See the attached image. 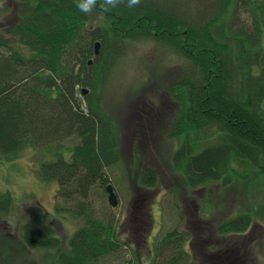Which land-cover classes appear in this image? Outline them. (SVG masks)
I'll return each instance as SVG.
<instances>
[{"label":"trees","instance_id":"trees-1","mask_svg":"<svg viewBox=\"0 0 264 264\" xmlns=\"http://www.w3.org/2000/svg\"><path fill=\"white\" fill-rule=\"evenodd\" d=\"M12 2L13 25L0 27V150L8 158L32 146L53 153L56 159L42 162L38 175L58 182L56 210L80 220L64 240L45 207L31 206L17 227L19 256L37 252L41 264H106L127 245L123 264H142L137 250L119 237L120 218L109 207L99 216L88 200L94 185L106 190L112 182L107 171L121 162L114 134L121 132L101 91L124 42L142 39L160 44L179 65L161 96L165 119L152 126L160 98L137 107L142 124L134 129L135 144L141 147L147 131L155 138L158 127L164 134L155 144L180 143L169 161L178 179L175 192L201 187L207 200L216 197L214 184L243 192L238 215L216 228L222 244L210 246L202 260L187 248L190 241L191 249L203 243L199 233L188 241L189 232L175 226L150 248V264H245L234 245L250 260L243 237L264 234L254 230L264 226V0H141L132 8H97L91 17L76 0ZM93 20L100 25L94 30L86 27ZM82 88L90 90L83 98ZM69 139L76 140L66 147ZM140 176L134 173L146 193L159 185V173L149 165ZM14 202L10 191L0 193V218ZM7 238L0 233V264L16 256L9 252L15 242L8 239L7 246ZM141 242L140 249L143 237Z\"/></svg>","mask_w":264,"mask_h":264},{"label":"rangeland","instance_id":"rangeland-1","mask_svg":"<svg viewBox=\"0 0 264 264\" xmlns=\"http://www.w3.org/2000/svg\"><path fill=\"white\" fill-rule=\"evenodd\" d=\"M14 20L15 5L12 0H0V27L7 30L13 25ZM121 51L101 91L106 107L111 111L121 132L119 134L115 129L114 133L116 138H119L117 143L121 162L107 171L118 194L119 206L113 208L110 205L107 190L99 184L91 188L88 200L99 216L109 213L112 209L116 217L120 218L119 237L137 250L142 264H150L152 257L150 248L162 234L175 226L189 232L188 241L193 235L197 238L199 233L203 243L198 248L195 244L192 249V241L187 245L198 262L204 258L203 253H208L210 246L222 244L220 242L222 237L215 234L216 228L222 221L238 215L242 188H230L224 192L221 185L214 184L213 191L216 192V197L210 200H207L206 189L201 187L195 191L184 189L182 193L173 191L179 190V185H176L178 179L169 171V161L172 151L176 152L180 143L176 145L174 142L167 143V146L162 143L155 144L153 139H158L164 134L158 127L155 138L152 132L147 131L139 148L135 144L134 129L137 124H142L138 120L136 109L146 100L151 103L156 102L158 98L162 100L161 105L157 107L158 116L152 126L168 115V109L161 96L166 85L172 82L170 81L172 78L168 79L170 71L177 70L179 61L169 55L160 44L149 40L128 39ZM85 96L83 93L80 95L82 98ZM74 140L76 139L67 140L65 146L73 145ZM69 154L70 152L66 153L67 159L70 158ZM55 159L53 153H45L44 150L33 146L22 150L13 158L6 157L0 150V193L10 191L15 201L13 211L7 217L0 218V233H5L6 238L7 233H11L5 244L8 246V239L15 242L12 247L9 246V252L16 255L12 261L6 257L10 261L9 264H41L42 258L37 252L19 256L21 251L17 244V227L31 206L40 203L45 207L64 240L70 238L80 225V220L72 213L62 214L56 210L58 182L44 181L38 175L37 169L42 162ZM148 165L159 173V185L146 193L143 188H138L140 185L137 182ZM135 172L138 179L134 177ZM106 207L110 209H105ZM211 207H215L214 210ZM244 207L246 208V204ZM201 225L207 229L202 228L200 234ZM254 228L262 231L261 233L264 232V226ZM141 237L145 242L140 249ZM243 238H247L244 249H249L252 257L247 260L242 252H238V248L243 249L241 245H234L235 249L231 247L234 254L243 256L245 264H249L250 261H253V264H264V234H256L251 240L250 233H247ZM123 248L125 249L123 254L116 253L106 261V264H123L127 245ZM4 251L3 245H0V260ZM126 255H131V252ZM214 263L227 264L225 259L216 260Z\"/></svg>","mask_w":264,"mask_h":264},{"label":"clouds","instance_id":"clouds-1","mask_svg":"<svg viewBox=\"0 0 264 264\" xmlns=\"http://www.w3.org/2000/svg\"><path fill=\"white\" fill-rule=\"evenodd\" d=\"M140 2L141 0H76V7L81 13L91 17L97 8L108 12L112 9L118 8L122 4L128 8H132L139 5ZM89 26L94 30L100 25L97 20H93L90 25H86V27Z\"/></svg>","mask_w":264,"mask_h":264},{"label":"water","instance_id":"water-1","mask_svg":"<svg viewBox=\"0 0 264 264\" xmlns=\"http://www.w3.org/2000/svg\"><path fill=\"white\" fill-rule=\"evenodd\" d=\"M101 47H102L101 42L97 41L96 44H95V56H99V53L101 51ZM92 62H93V60H91L89 62V64L91 65ZM82 91H83L84 95H87L90 90L88 88H82ZM106 190L108 192L110 205L113 206V207H118L119 206V197H118V194H117V192L115 190L114 185L112 183L107 184Z\"/></svg>","mask_w":264,"mask_h":264},{"label":"bare ground","instance_id":"bare-ground-1","mask_svg":"<svg viewBox=\"0 0 264 264\" xmlns=\"http://www.w3.org/2000/svg\"><path fill=\"white\" fill-rule=\"evenodd\" d=\"M90 61H91V60H90ZM90 61H89V62H90ZM92 63H93V62H92ZM91 65H92V64H91ZM91 65L89 64V66H91Z\"/></svg>","mask_w":264,"mask_h":264}]
</instances>
